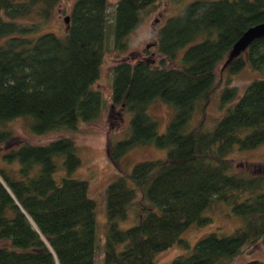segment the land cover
<instances>
[{
	"label": "trees",
	"instance_id": "16d2710c",
	"mask_svg": "<svg viewBox=\"0 0 264 264\" xmlns=\"http://www.w3.org/2000/svg\"><path fill=\"white\" fill-rule=\"evenodd\" d=\"M59 1L0 0V143L12 138L6 123L15 118H26L30 131L43 134L73 130L99 116L101 93L93 85L109 0H74L61 35L22 22L33 14L49 19ZM157 1L115 2V48L127 46L128 35ZM263 21L264 0H191L158 27L159 64L124 60L113 67L111 106L130 118L128 136L111 143L109 159L116 164L131 148L149 143L166 154L136 163L106 186L103 264H155L156 254L181 243L186 229L211 222L208 209L216 201L228 203L242 226L228 235L206 234L168 264H226L245 245L264 243V177L234 171L228 158L235 149L264 143V78L251 80L241 94L229 85L245 67L264 72V36L226 61L241 34ZM223 61L227 84L219 102L225 112L211 128L193 125ZM156 100L173 109L164 132L147 112ZM59 155L68 171L80 164L69 137L23 142L0 156V163L16 165L11 172L0 165V264H95L96 203L86 180L54 179ZM127 220L134 223L120 227Z\"/></svg>",
	"mask_w": 264,
	"mask_h": 264
},
{
	"label": "rangeland",
	"instance_id": "374dc122",
	"mask_svg": "<svg viewBox=\"0 0 264 264\" xmlns=\"http://www.w3.org/2000/svg\"><path fill=\"white\" fill-rule=\"evenodd\" d=\"M116 1L109 0L100 76L93 85L101 93L99 116L92 122L79 123L73 130H56L43 134H36L30 131L26 118H15L6 123V126L12 130V138L5 143H0L1 156L4 151L23 142L46 144L61 137H69L74 141L80 164L75 169L68 171L63 163L64 157L59 155L55 157L57 169L53 176L58 183L63 177L82 179L88 183L87 194L96 203L95 264H103L102 247L107 230L106 186L117 174L129 173L136 163L162 158L166 154L165 149L149 143L144 146L131 148L116 164L109 159L108 149L111 143L128 136L130 118L128 112L112 108L111 106L110 93L113 67L124 60L130 62L146 60L153 65L159 64L162 56L155 48L156 31L168 16L179 12L191 0H187L185 3V0H158L155 5L143 14L141 23L128 35V44L122 50L115 48L111 34L112 10ZM73 2L74 0H60L54 7L50 18L45 21L36 14L21 20L23 23L28 24L32 22L38 23L39 32L52 31L61 35L67 28V23L64 19L69 16ZM224 65V61L218 65L214 91L210 94L205 104L202 102L199 105L192 121L193 125L201 123L204 128H211L224 114V108L220 107L219 102L220 92L227 84L225 75L221 74ZM254 78H264V72L245 67L231 76L229 85L235 86L239 94H241L246 85ZM147 112L158 121L159 132H164L173 114L171 106L156 100L149 105ZM228 158L232 162L234 171L243 172L246 176L264 177V143L253 149H235ZM0 165L6 166L9 172L16 168L15 164L6 165L5 163H0ZM243 196L248 197L250 194L244 193ZM208 215L211 218V222L204 226H190L182 233L181 243H175L168 249L156 254L154 258L155 264H168L178 255L189 254L194 243L206 234L216 232L218 235H228L236 228L242 226L244 222L240 216L232 213L231 206L228 203L222 201L213 202L208 209ZM133 223L130 220L121 221L120 227L126 228ZM252 259H257L264 263V243H262V240L245 245L243 250L232 259H229L226 264H241Z\"/></svg>",
	"mask_w": 264,
	"mask_h": 264
},
{
	"label": "water",
	"instance_id": "95a60500",
	"mask_svg": "<svg viewBox=\"0 0 264 264\" xmlns=\"http://www.w3.org/2000/svg\"><path fill=\"white\" fill-rule=\"evenodd\" d=\"M64 21L68 23V17H65ZM263 36H264V21L247 28L232 45L231 49L228 52L226 61L228 62L233 58L237 57L248 47V45L252 41L261 38Z\"/></svg>",
	"mask_w": 264,
	"mask_h": 264
}]
</instances>
